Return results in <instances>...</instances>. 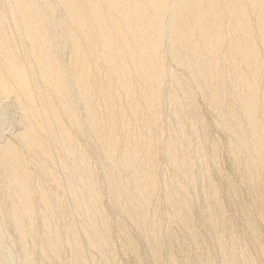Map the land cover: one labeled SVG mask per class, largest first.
I'll return each instance as SVG.
<instances>
[{"label": "bare ground", "instance_id": "obj_1", "mask_svg": "<svg viewBox=\"0 0 264 264\" xmlns=\"http://www.w3.org/2000/svg\"><path fill=\"white\" fill-rule=\"evenodd\" d=\"M0 264H264V0H0Z\"/></svg>", "mask_w": 264, "mask_h": 264}]
</instances>
